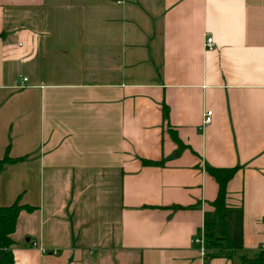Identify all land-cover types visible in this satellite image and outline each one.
<instances>
[{
  "label": "crops",
  "instance_id": "1",
  "mask_svg": "<svg viewBox=\"0 0 264 264\" xmlns=\"http://www.w3.org/2000/svg\"><path fill=\"white\" fill-rule=\"evenodd\" d=\"M122 1L0 0V206L32 208L14 262L249 264L264 252V0ZM207 168L237 171L227 241L203 257L200 229L221 237Z\"/></svg>",
  "mask_w": 264,
  "mask_h": 264
},
{
  "label": "trees",
  "instance_id": "2",
  "mask_svg": "<svg viewBox=\"0 0 264 264\" xmlns=\"http://www.w3.org/2000/svg\"><path fill=\"white\" fill-rule=\"evenodd\" d=\"M163 110V119L167 118V107L162 106ZM173 139L176 141V144L180 147V143L177 140L176 136L173 134ZM14 160L10 159L7 154L0 160V170L5 164L12 163ZM143 166H162V162H153L141 160ZM208 175L212 177L218 186V192L215 200L210 203L214 210V216L217 221V225L221 232V237L217 238L213 232L210 231L209 226H205V239L207 248L216 247L217 240L227 241L225 233V221H226V205H225V196H226V187L228 182L233 178L237 169H206ZM174 209L179 207H173ZM21 210L31 211L32 208L20 206L17 202H14L10 206L1 207L0 206V264H15L12 246L13 240L11 238L12 234L15 231L17 218ZM212 255V254H209ZM243 263L249 264H264V252L260 250L254 258L247 259L243 258Z\"/></svg>",
  "mask_w": 264,
  "mask_h": 264
},
{
  "label": "built area",
  "instance_id": "3",
  "mask_svg": "<svg viewBox=\"0 0 264 264\" xmlns=\"http://www.w3.org/2000/svg\"><path fill=\"white\" fill-rule=\"evenodd\" d=\"M117 3L121 4V3H123V1L122 0H117ZM204 47H205V49L207 51H212L214 49V42H213L212 37H210V36L206 37L205 43H204ZM22 80H23V82L27 81L26 78H23ZM211 115H212L211 111H205L203 113L202 124L204 126L208 125L210 123ZM191 243L199 247V251H200L201 256L204 257V256H206L208 254V248H207V244H206L207 242H206V239H205V229H204V227H202L200 229V234L198 236L194 237L192 239Z\"/></svg>",
  "mask_w": 264,
  "mask_h": 264
}]
</instances>
